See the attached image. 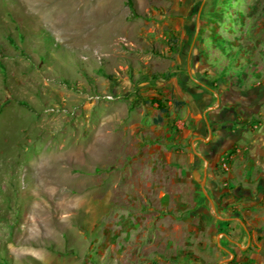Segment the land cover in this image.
I'll use <instances>...</instances> for the list:
<instances>
[{
  "label": "rangeland",
  "instance_id": "obj_1",
  "mask_svg": "<svg viewBox=\"0 0 264 264\" xmlns=\"http://www.w3.org/2000/svg\"><path fill=\"white\" fill-rule=\"evenodd\" d=\"M133 2L0 0V264H264V0ZM220 108L255 157L166 160Z\"/></svg>",
  "mask_w": 264,
  "mask_h": 264
},
{
  "label": "crops",
  "instance_id": "obj_2",
  "mask_svg": "<svg viewBox=\"0 0 264 264\" xmlns=\"http://www.w3.org/2000/svg\"><path fill=\"white\" fill-rule=\"evenodd\" d=\"M233 99L238 103L237 98L234 97ZM194 102L195 106L202 105L201 99H196ZM243 116L233 113L231 122H228L225 126L220 124L230 118L225 116L221 108L210 115H204V123L202 124L197 123V119L201 117L199 111L188 118L184 117L185 120L179 117L170 118L169 122H166V160H187L186 146L189 141L192 142V157H196L197 160H223L228 153H234L231 160H246L249 155L248 152L252 157H255L258 153L257 146L262 134L259 131L242 133L240 128L236 130L230 128L237 119H241ZM173 121L178 124V129L170 127L173 125ZM186 121L190 122L188 127L184 126ZM210 124H213L212 129ZM236 126H239V123ZM182 179L183 174L180 172L178 180ZM224 191L226 189H220L219 187L216 189L217 194ZM220 236H224V234H220ZM218 244L220 245L219 241Z\"/></svg>",
  "mask_w": 264,
  "mask_h": 264
},
{
  "label": "trees",
  "instance_id": "obj_3",
  "mask_svg": "<svg viewBox=\"0 0 264 264\" xmlns=\"http://www.w3.org/2000/svg\"><path fill=\"white\" fill-rule=\"evenodd\" d=\"M127 5L131 9L133 17H138L139 15L137 14L136 10L134 9L133 0H127Z\"/></svg>",
  "mask_w": 264,
  "mask_h": 264
},
{
  "label": "bare ground",
  "instance_id": "obj_4",
  "mask_svg": "<svg viewBox=\"0 0 264 264\" xmlns=\"http://www.w3.org/2000/svg\"><path fill=\"white\" fill-rule=\"evenodd\" d=\"M67 11H68V10H67ZM67 11H66V12H67ZM69 13H70V12H69ZM54 16H55V15H54ZM56 18L58 19V17H56Z\"/></svg>",
  "mask_w": 264,
  "mask_h": 264
}]
</instances>
